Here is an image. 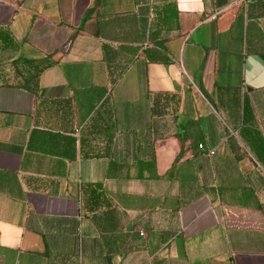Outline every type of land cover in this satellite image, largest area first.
I'll return each instance as SVG.
<instances>
[{"label":"crops","instance_id":"0c3cea01","mask_svg":"<svg viewBox=\"0 0 264 264\" xmlns=\"http://www.w3.org/2000/svg\"><path fill=\"white\" fill-rule=\"evenodd\" d=\"M0 264H264V0H0Z\"/></svg>","mask_w":264,"mask_h":264},{"label":"trees","instance_id":"16d2710c","mask_svg":"<svg viewBox=\"0 0 264 264\" xmlns=\"http://www.w3.org/2000/svg\"><path fill=\"white\" fill-rule=\"evenodd\" d=\"M220 6H224L227 3V0H217Z\"/></svg>","mask_w":264,"mask_h":264},{"label":"rangeland","instance_id":"374dc122","mask_svg":"<svg viewBox=\"0 0 264 264\" xmlns=\"http://www.w3.org/2000/svg\"><path fill=\"white\" fill-rule=\"evenodd\" d=\"M12 1H22V0H12Z\"/></svg>","mask_w":264,"mask_h":264},{"label":"built area","instance_id":"2783aa9c","mask_svg":"<svg viewBox=\"0 0 264 264\" xmlns=\"http://www.w3.org/2000/svg\"><path fill=\"white\" fill-rule=\"evenodd\" d=\"M200 148L202 149V148H203V146H200ZM212 154H213V152H212Z\"/></svg>","mask_w":264,"mask_h":264}]
</instances>
